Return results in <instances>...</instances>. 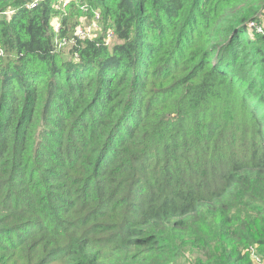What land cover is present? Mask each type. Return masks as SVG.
Returning <instances> with one entry per match:
<instances>
[{"label": "trees", "instance_id": "trees-1", "mask_svg": "<svg viewBox=\"0 0 264 264\" xmlns=\"http://www.w3.org/2000/svg\"><path fill=\"white\" fill-rule=\"evenodd\" d=\"M58 2L0 0V264H256L264 0Z\"/></svg>", "mask_w": 264, "mask_h": 264}, {"label": "built area", "instance_id": "built-area-1", "mask_svg": "<svg viewBox=\"0 0 264 264\" xmlns=\"http://www.w3.org/2000/svg\"><path fill=\"white\" fill-rule=\"evenodd\" d=\"M69 1L70 0H65L63 4L64 5H67ZM35 2H37V1H35ZM35 2L32 5H36L37 3H35ZM95 24L96 23H94V25ZM54 26H55V29L58 31L59 30V27H60V24L58 22H56V24ZM251 26L254 27L258 33L264 34V17H263L262 21L258 25L251 24ZM90 28L91 29H87L83 25L82 26H79V27H77V30L75 32V35L77 37L83 38V39H85V38H91V35H92L91 30L93 29V27L90 26ZM115 37H116L115 31L113 29H108L107 32H106V36H105L106 43H109L110 44V42L113 39H115ZM3 55H4V49H3L2 46H0V56H3ZM251 256L257 262L258 261H261V259L258 257L260 255L257 253V251L254 248L251 249ZM258 264H259V262H258Z\"/></svg>", "mask_w": 264, "mask_h": 264}, {"label": "rangeland", "instance_id": "rangeland-1", "mask_svg": "<svg viewBox=\"0 0 264 264\" xmlns=\"http://www.w3.org/2000/svg\"><path fill=\"white\" fill-rule=\"evenodd\" d=\"M63 1L64 0H60V2H58V5H57V9L58 10H62V3H63ZM84 13H86V10H85V12ZM100 20V19H99ZM59 20L56 18V19H54V21H53V24H56V22H58ZM94 23H96L95 25H94ZM94 23H92L91 25H83L85 28H87V29H91L90 28V26H92L93 27V29L91 30V33H92V35H91V38H98V37H101V36H103V35H105V28H104V25L105 24H103V22H101V20L100 21H98V22H94ZM80 26H82V24L80 25ZM107 29V28H106ZM88 39V38H87ZM117 40H116V38L115 39H113L111 42H110V44L109 45H113L115 42H116ZM70 44V45H69ZM71 44H72V42L71 43H68V45L66 46L67 47V50H69L70 48H71ZM0 46H2V44H1V40H0ZM3 47V46H2ZM0 58H1V56H0ZM260 259H261V261H258L259 262V264H264V257L263 256H258ZM254 261H255V263L256 264H258V262L254 259Z\"/></svg>", "mask_w": 264, "mask_h": 264}]
</instances>
